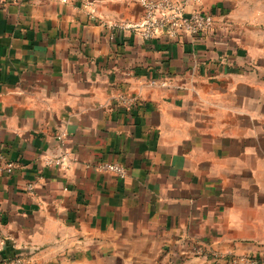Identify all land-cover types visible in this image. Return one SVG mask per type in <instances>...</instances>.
<instances>
[{"label": "crops", "instance_id": "obj_1", "mask_svg": "<svg viewBox=\"0 0 264 264\" xmlns=\"http://www.w3.org/2000/svg\"><path fill=\"white\" fill-rule=\"evenodd\" d=\"M88 1L0 0V260L264 264V0H187L214 27L150 39L139 0Z\"/></svg>", "mask_w": 264, "mask_h": 264}, {"label": "built area", "instance_id": "obj_2", "mask_svg": "<svg viewBox=\"0 0 264 264\" xmlns=\"http://www.w3.org/2000/svg\"><path fill=\"white\" fill-rule=\"evenodd\" d=\"M76 3L81 1L88 4V0H63ZM145 13L143 19L135 24L142 36L146 39L154 38L159 35L167 34L170 37L178 38L184 34L197 36L211 30L215 25V16L212 12L201 7H195L187 11V0H139ZM171 83L170 79L163 81L152 80L151 84L166 85ZM126 105H133L138 101L137 96L121 95L119 98ZM68 120H65L58 131L56 137L59 141L60 151L54 157L46 160L47 164L57 165L61 168H70L74 163L75 157L67 146L68 143ZM16 163L10 160L7 155L0 150V173H12ZM97 168L102 171L112 172L119 177H125L127 170L123 163L118 161H100ZM27 189L33 193L35 186L27 184ZM197 253H203L201 246H196ZM248 257V258H247ZM245 260H252L247 256ZM0 264H34L30 255L17 254L10 258L0 260Z\"/></svg>", "mask_w": 264, "mask_h": 264}, {"label": "rangeland", "instance_id": "obj_3", "mask_svg": "<svg viewBox=\"0 0 264 264\" xmlns=\"http://www.w3.org/2000/svg\"><path fill=\"white\" fill-rule=\"evenodd\" d=\"M254 68L257 69V67L254 65Z\"/></svg>", "mask_w": 264, "mask_h": 264}]
</instances>
